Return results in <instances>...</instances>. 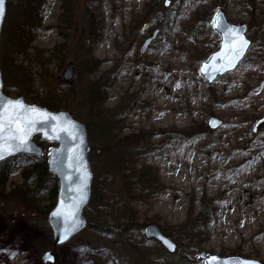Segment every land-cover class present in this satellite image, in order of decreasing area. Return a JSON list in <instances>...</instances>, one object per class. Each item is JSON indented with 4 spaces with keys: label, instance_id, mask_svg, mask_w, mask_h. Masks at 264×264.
Segmentation results:
<instances>
[{
    "label": "rangeland",
    "instance_id": "rangeland-1",
    "mask_svg": "<svg viewBox=\"0 0 264 264\" xmlns=\"http://www.w3.org/2000/svg\"><path fill=\"white\" fill-rule=\"evenodd\" d=\"M23 1H7L0 36L2 60L8 63H0L4 91L38 104L71 92L64 109L88 123L90 80L113 77L98 115L127 110L121 135L152 134L145 145L134 144L145 148L133 153L136 164L151 165L163 183L130 203L134 218H129L132 210L119 202L126 193L123 180L107 174L84 210L87 226L56 246L57 264H205L201 250L264 261V123L253 129L264 114V0H169L168 5L165 0H46L41 26L24 52L16 53L12 33L23 22ZM149 3L154 4L150 13ZM219 7L231 21L248 23L252 44L233 71L208 84L199 66L219 46L212 26ZM92 18L101 27L100 36L89 32ZM157 28L141 53L144 39ZM87 57L100 61L92 72ZM70 60L76 77L66 82L60 75ZM211 115L223 123L211 128ZM89 142L95 183L107 166L100 149L93 151ZM45 156L21 154L0 162V252L12 264H52L43 255L55 247L47 216L58 181L45 175L39 183L33 176L28 181L38 189L33 206L13 190L24 182L25 170L38 171ZM131 185L140 191L133 179ZM204 195L215 208L207 234L180 238L176 225L193 198L197 210L203 207ZM151 222L174 236L175 252L152 237L142 243L144 226Z\"/></svg>",
    "mask_w": 264,
    "mask_h": 264
},
{
    "label": "water",
    "instance_id": "water-1",
    "mask_svg": "<svg viewBox=\"0 0 264 264\" xmlns=\"http://www.w3.org/2000/svg\"><path fill=\"white\" fill-rule=\"evenodd\" d=\"M7 1L0 0V36L7 13ZM169 2L165 0L166 5ZM212 26L220 36L219 46L211 52L208 58L201 61L199 67L200 73L209 84H212L219 76L234 70L245 58L252 44L247 33L248 24L244 21H231L223 7L215 10ZM158 32L157 28L144 39L139 49L141 53L147 50ZM241 36L248 42L247 46L234 51L233 49L239 46ZM75 77L74 63L70 60L60 75V79L72 82ZM6 101L22 102L23 106L29 110L28 115L34 123L28 133L27 145L20 146L18 142L12 141L15 148H6L3 160L18 154L42 156L45 152V145L38 143L37 136L43 142L53 143L47 151V169L58 179V189L56 203L48 212L47 220L52 229L55 247L47 250L43 259L57 264L59 257L56 246L68 241L88 224L84 210L92 194L94 172L89 156L90 142L87 125L76 118L69 109H52L42 104L28 102L22 95L17 97L8 95L3 89L0 66V104ZM31 109L36 111L31 112ZM222 123L223 120L216 115H211L208 119V125L211 128H217ZM262 123H264V114L254 123V131ZM144 235L157 239L170 252H175L177 249L174 236L164 232L157 223H147L144 226ZM213 257L216 259L213 260ZM199 259L205 264H264V261L258 258L240 254L207 253L205 250L200 251Z\"/></svg>",
    "mask_w": 264,
    "mask_h": 264
},
{
    "label": "trees",
    "instance_id": "trees-1",
    "mask_svg": "<svg viewBox=\"0 0 264 264\" xmlns=\"http://www.w3.org/2000/svg\"><path fill=\"white\" fill-rule=\"evenodd\" d=\"M160 0H152L151 3ZM46 0H25L23 1L22 9H19L20 13L23 16V22L21 25L18 26L16 31L12 34V43H15L16 53L22 51L24 52V48L30 43L33 39L35 33L39 29L42 23V16L41 12L43 9V5L45 4ZM158 3V2H157ZM148 12H152L154 4H148ZM21 8V7H20ZM19 13V14H20ZM143 16H141L142 18ZM89 32L92 36L97 37L100 36L101 27L96 25L95 19H91L89 21ZM214 32V31H213ZM10 40V39H9ZM213 50L210 48V52ZM208 54V52H207ZM87 61L85 60L86 64L92 65L89 68V72H92L98 66L97 63L100 61L97 58L87 57ZM15 60V58H14ZM0 63L3 66L8 64L6 61L2 60L1 50H0ZM95 64V66L93 65ZM100 76L97 78H93L90 80V84L87 90V107L90 110L88 123H87V130L89 139L92 140V148L95 151L96 147L100 149L103 159H100L107 169L104 170V176L101 179L97 180L98 177H95L97 180L95 183L93 182L92 186V194L93 197L97 194V182H106V176L109 173L118 174L119 177L123 180V184L126 189V193L122 200H120V204L126 209L130 210V203L134 200H138L142 198L143 194L149 193L151 190H159L160 187L163 186V183L160 182L158 177V172L151 166V165H137L136 164V153L137 150L140 148L145 147H136L140 144L145 145V140L148 142L149 137L148 133H138L134 135L124 134L121 135L119 131L120 123L123 121L121 116L127 115L128 111L125 110L121 114H116L113 110L112 111H104L102 114L98 115L99 109H102L103 103L106 100V90L109 88V80L113 77ZM5 90V89H4ZM6 91V90H5ZM71 94V92L69 93ZM68 94V95H69ZM67 95V96H68ZM61 96L59 99L55 96H51L48 98L40 99V104L50 107L52 109H61L68 107L69 98ZM36 101V100H35ZM97 108V113H93V111ZM158 132H163V130H159ZM95 133L97 135H95ZM157 133V131H156ZM95 136L97 139H95ZM38 141L41 143L39 138ZM95 139V140H94ZM95 144H98L97 146ZM134 146V147H133ZM159 146H161L159 144ZM136 151V153H133ZM148 152V151H147ZM147 152H141L140 154H146ZM93 157V156H92ZM34 169H29L24 171V182L20 185H17L13 190H16L20 193L21 199L26 203H30L33 206L32 199H35L37 196L38 189L30 187L28 185V181L32 179V177H38V182L41 183L42 179L45 178L44 176L48 175V178H51L57 181V178L48 171L47 169V157H43L41 166H39L38 171L34 174ZM134 180L136 184H139V192L132 191L131 180ZM57 188L53 187L52 195L53 198H56ZM134 192V194H132ZM95 198V197H94ZM207 201L206 196L202 197L203 207L199 210L195 207V198H193L190 202L189 209L187 210V214L185 219L177 226L178 233L180 234V238L183 236L190 235V237L200 236L202 234H207V224L213 222L215 219V208L210 206L211 202ZM207 204V205H206ZM131 212H128L131 217L134 218L131 209ZM93 222V221H92ZM94 224V223H93ZM177 232V231H175ZM177 233V235H178ZM149 238H144L142 243L148 244ZM141 243V242H140ZM133 250H136L137 243H131ZM165 262V261H164ZM166 263V262H165Z\"/></svg>",
    "mask_w": 264,
    "mask_h": 264
},
{
    "label": "snow or ice",
    "instance_id": "snow-or-ice-1",
    "mask_svg": "<svg viewBox=\"0 0 264 264\" xmlns=\"http://www.w3.org/2000/svg\"><path fill=\"white\" fill-rule=\"evenodd\" d=\"M247 43L241 36L238 48L233 50L238 51L246 47ZM28 111L20 101H6L0 104V160L5 158L6 148H15L12 141L18 142L20 146L27 145L28 133L34 123L28 115ZM30 111L35 112L36 110L31 109Z\"/></svg>",
    "mask_w": 264,
    "mask_h": 264
},
{
    "label": "bare ground",
    "instance_id": "bare-ground-1",
    "mask_svg": "<svg viewBox=\"0 0 264 264\" xmlns=\"http://www.w3.org/2000/svg\"><path fill=\"white\" fill-rule=\"evenodd\" d=\"M48 143H51V142H45V144L44 145H46L47 146V144ZM52 145V144H51ZM50 146V145H49ZM57 181H58V179H57ZM58 189V188H57ZM56 195H57V192H56ZM4 253V252H3ZM2 252H0V260L1 261H3V262H1L0 264H12V261H11V259L9 258V255L8 254H5L6 256H4V254H3ZM5 257V258H4Z\"/></svg>",
    "mask_w": 264,
    "mask_h": 264
}]
</instances>
